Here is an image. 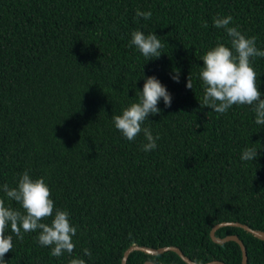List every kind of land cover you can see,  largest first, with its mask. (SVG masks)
<instances>
[{
    "label": "trees",
    "instance_id": "obj_1",
    "mask_svg": "<svg viewBox=\"0 0 264 264\" xmlns=\"http://www.w3.org/2000/svg\"><path fill=\"white\" fill-rule=\"evenodd\" d=\"M137 10L152 16L138 18ZM228 15L229 26L264 50V0H0V186L15 187L25 170L43 177L55 208L77 228L74 252L59 258L39 245V231L23 240L13 234L7 264H122L134 244L242 264L240 245L215 242L211 230L233 221L264 231V126L250 106L219 114L199 104L201 57L217 43L230 47L213 18ZM134 30L155 33L163 54L148 61L130 46ZM252 65L264 98V58ZM148 76L166 86L172 104L161 100L160 113L145 121L159 135L145 152L143 133L128 141L112 116L137 102ZM246 147L259 151L254 162L240 159ZM234 234L248 264H264V240L234 225L216 231ZM148 260L188 264L174 251L138 250L127 264Z\"/></svg>",
    "mask_w": 264,
    "mask_h": 264
},
{
    "label": "clouds",
    "instance_id": "obj_2",
    "mask_svg": "<svg viewBox=\"0 0 264 264\" xmlns=\"http://www.w3.org/2000/svg\"><path fill=\"white\" fill-rule=\"evenodd\" d=\"M136 16L148 20L151 11L137 10ZM233 21L231 15L214 17L213 26L223 29L230 38V47L224 43L207 50L201 57L203 64L199 79L203 86L201 108L207 107L219 114L226 113L234 105H247L255 115V124L264 126V98L257 83L258 74L252 65L257 57L264 58V50L256 47L255 36L247 37L238 27L229 26ZM207 27V25H204ZM130 46H134L148 60L159 58L164 45L155 33L145 34L140 30L131 33ZM179 70H173L171 79L179 83ZM186 88L193 90L190 76ZM137 102H133L122 110L119 115H113L114 127L128 141H134L143 133L146 143L142 145L145 152L156 149L159 135L153 136L148 127H143L149 116L158 115L161 100L165 107H171L172 95L155 76L144 78L142 91L137 90ZM254 147L243 149L240 159L254 162L258 156ZM30 170L19 175L17 185L0 186L4 197H0V264H7L5 255L12 252L13 234L23 240L24 233L39 231L37 242L42 247L51 249L50 255L59 258L74 252L73 237L77 233L69 219L66 210L55 208L51 198V190L43 177L33 179ZM5 198L14 201L22 209L6 206ZM50 220V223L44 221ZM11 233V234H10ZM84 255L91 257V251L84 249ZM69 264H86L84 259L73 258ZM194 264H200L195 261Z\"/></svg>",
    "mask_w": 264,
    "mask_h": 264
},
{
    "label": "water",
    "instance_id": "obj_3",
    "mask_svg": "<svg viewBox=\"0 0 264 264\" xmlns=\"http://www.w3.org/2000/svg\"><path fill=\"white\" fill-rule=\"evenodd\" d=\"M227 225H234V226H239L244 228L245 230H247L248 232L252 233L253 235H255L256 237L264 240V231L260 230V229H254L250 226H248L247 224L241 223V222H233V221H224V222H220L218 224H216L212 230H211V237L212 239L217 242V243H225L228 241H235L237 242L242 250V264H248V252H247V248L246 245L244 243V241L238 236V235H228L226 237H219L216 235V231L223 227V226H227ZM143 251L145 253L148 254H152V255H158V254H162L165 253L167 251H174L176 252L186 263L188 264H194L195 261H193L191 258H189L184 252L183 250L175 245H169V246H163V247H159V248H154V247H149V246H141V245H137L134 244L132 246H130L124 253L123 258H122V264H127V260L129 255L133 252V251ZM143 264H156L155 262L148 260ZM200 264H226V262L221 261V260H212L206 263H200Z\"/></svg>",
    "mask_w": 264,
    "mask_h": 264
}]
</instances>
